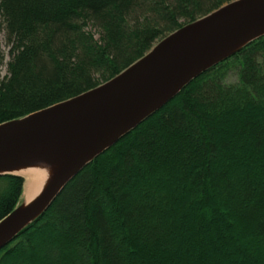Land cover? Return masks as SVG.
I'll return each mask as SVG.
<instances>
[{
    "label": "trees",
    "instance_id": "16d2710c",
    "mask_svg": "<svg viewBox=\"0 0 264 264\" xmlns=\"http://www.w3.org/2000/svg\"><path fill=\"white\" fill-rule=\"evenodd\" d=\"M232 1L0 0V124L108 82ZM24 187L0 175V221ZM0 264H264V36L89 163Z\"/></svg>",
    "mask_w": 264,
    "mask_h": 264
},
{
    "label": "water",
    "instance_id": "95a60500",
    "mask_svg": "<svg viewBox=\"0 0 264 264\" xmlns=\"http://www.w3.org/2000/svg\"><path fill=\"white\" fill-rule=\"evenodd\" d=\"M262 36L264 0H234L171 33L108 82L0 124V175L23 176L19 169L30 165L60 164L35 199L20 202L0 221V249L36 221L96 157L202 73Z\"/></svg>",
    "mask_w": 264,
    "mask_h": 264
},
{
    "label": "bare ground",
    "instance_id": "6f19581e",
    "mask_svg": "<svg viewBox=\"0 0 264 264\" xmlns=\"http://www.w3.org/2000/svg\"><path fill=\"white\" fill-rule=\"evenodd\" d=\"M59 166V163H51L50 166L30 165L26 168H22V170L19 169V171H21L20 173H23L22 175L25 178L23 197L26 204L30 203L41 193L48 182L47 180L54 177ZM24 172H26V174H24Z\"/></svg>",
    "mask_w": 264,
    "mask_h": 264
},
{
    "label": "rangeland",
    "instance_id": "374dc122",
    "mask_svg": "<svg viewBox=\"0 0 264 264\" xmlns=\"http://www.w3.org/2000/svg\"><path fill=\"white\" fill-rule=\"evenodd\" d=\"M88 30L95 33L96 38L100 37V32H99L98 28H96L95 26L92 25V26L88 27ZM10 50H11V46H10L9 40L7 38V33L5 30L3 17L0 15V55H4V57H5L4 65L2 66V76H5L8 74V63L12 59ZM229 81L230 82H236V77H233V75H232L230 77ZM21 174H23V173H21ZM24 174H26V172H24ZM21 202L22 203L24 202V197L22 198Z\"/></svg>",
    "mask_w": 264,
    "mask_h": 264
}]
</instances>
